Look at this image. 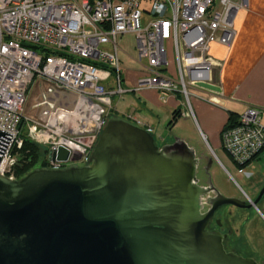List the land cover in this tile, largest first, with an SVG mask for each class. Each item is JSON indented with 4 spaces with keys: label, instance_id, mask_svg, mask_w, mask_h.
<instances>
[{
    "label": "built area",
    "instance_id": "2783aa9c",
    "mask_svg": "<svg viewBox=\"0 0 264 264\" xmlns=\"http://www.w3.org/2000/svg\"><path fill=\"white\" fill-rule=\"evenodd\" d=\"M246 6L247 0H0V130L12 134L0 175L16 179L24 136L46 147L42 167L88 164L116 107L114 95L148 88L164 102L178 94L187 116L191 96L217 104L219 93L196 83L215 84L218 63L210 47L231 45L236 14ZM128 33L134 35L132 59L139 66L131 86L117 41ZM37 80L55 88L41 90L29 107L35 119L24 112ZM260 113L247 107L221 134L222 148L240 172L264 148ZM125 118L152 130L132 115ZM60 147L69 152L66 161L48 157Z\"/></svg>",
    "mask_w": 264,
    "mask_h": 264
},
{
    "label": "water",
    "instance_id": "95a60500",
    "mask_svg": "<svg viewBox=\"0 0 264 264\" xmlns=\"http://www.w3.org/2000/svg\"><path fill=\"white\" fill-rule=\"evenodd\" d=\"M11 135L0 130V158ZM199 159L181 139L158 145L144 127L110 115L88 164L0 175V264H257L226 251L224 235L207 224L221 205L255 206L264 185L248 204L224 196L198 184Z\"/></svg>",
    "mask_w": 264,
    "mask_h": 264
},
{
    "label": "crops",
    "instance_id": "0c3cea01",
    "mask_svg": "<svg viewBox=\"0 0 264 264\" xmlns=\"http://www.w3.org/2000/svg\"><path fill=\"white\" fill-rule=\"evenodd\" d=\"M235 31L230 46L213 43L210 47V54L218 63L213 70V81L221 88L218 103H209L196 97L190 99L191 115L212 152L222 148L221 130L229 112L239 115L247 107H257L261 111L260 118L264 124V0H247V6L236 14ZM134 81L135 79L133 82L126 80V83L131 86ZM141 91L144 99H139L138 107H113V111L122 117L132 115L150 125L152 130L156 121L164 118L165 114V117L171 114L172 118L173 112L177 110L180 112L174 120L175 123L189 118L183 114L187 107L186 110L183 109L178 94H169L166 101L162 102L159 93L153 89L144 88L132 92ZM142 112L143 117L139 115ZM227 156L229 157L228 154ZM231 163L237 167L239 173H244L245 168L256 167L261 172L257 184L263 182L264 148L244 167L243 172L239 171V167L232 160ZM246 175H250V172Z\"/></svg>",
    "mask_w": 264,
    "mask_h": 264
},
{
    "label": "rangeland",
    "instance_id": "374dc122",
    "mask_svg": "<svg viewBox=\"0 0 264 264\" xmlns=\"http://www.w3.org/2000/svg\"><path fill=\"white\" fill-rule=\"evenodd\" d=\"M117 41L122 51H124V53L120 52L123 75L127 81L133 82L139 69V66L132 59L136 57L137 51L134 35L131 33L124 34ZM52 88H55V86L47 81H42L41 86L38 80L33 83L28 92L25 104L26 108L24 113L26 116L37 119L29 107L40 94L41 90ZM190 90L191 93L201 92L196 89ZM143 96L142 91L126 92L119 98L117 95H114L112 100L116 107H138L137 102L139 99L143 100ZM181 102L183 109L186 110L185 99L182 98ZM111 113L112 115L116 114L114 111ZM139 115L143 117L144 112ZM165 115L164 118L154 123V129L151 132L156 144L163 145L168 142H173L175 139L183 140L194 150L196 156L200 157L196 169L197 175L200 178L205 177V180L211 182L213 187L224 196L242 199L247 204L256 198L264 185V180L262 183L257 184L261 172L256 170V167L245 168L244 173H239L237 167L231 163V160H229V157L222 148L215 149L212 152L206 144V141L202 138L191 114L189 118H183L176 123L173 121L170 125H168V122L171 114L168 117H165ZM209 159H211L210 164ZM78 164L80 166L83 165L80 162ZM248 171L250 175H246ZM208 194L212 195L213 193L210 191L203 197L206 199ZM219 211L226 212L224 219L225 225L227 226L229 224L232 229V238L237 240V247L240 254L253 258L257 264H264V194L255 206L238 208L226 204L222 205Z\"/></svg>",
    "mask_w": 264,
    "mask_h": 264
},
{
    "label": "trees",
    "instance_id": "16d2710c",
    "mask_svg": "<svg viewBox=\"0 0 264 264\" xmlns=\"http://www.w3.org/2000/svg\"><path fill=\"white\" fill-rule=\"evenodd\" d=\"M179 112L180 110L173 112V116L171 120H169L168 125H170L177 118ZM238 117L239 115L236 113L229 112L227 121L221 130V134L225 129L235 125L238 122ZM45 153V146L39 145L24 136L22 148L19 150V164L15 170L16 178H21L36 167H42L44 165Z\"/></svg>",
    "mask_w": 264,
    "mask_h": 264
},
{
    "label": "flooded vegetation",
    "instance_id": "af4514ba",
    "mask_svg": "<svg viewBox=\"0 0 264 264\" xmlns=\"http://www.w3.org/2000/svg\"><path fill=\"white\" fill-rule=\"evenodd\" d=\"M196 176L198 179V184L200 186H203V187H208V186L210 187L211 186L210 182L205 180V177L200 178L197 175V172H196ZM212 193H213L212 195L208 194L206 199L204 197H202V202L204 204L203 209H202L203 212L206 211L210 207L209 202L211 201V198L215 195L214 191H212ZM246 204H247V202H246ZM221 206H219L213 212L212 216L210 217V219L208 221L207 228L209 230H216V231H218L224 235L222 244H223V247L226 251L234 252L236 254L241 255L240 251L238 250V247H237V240L232 238L233 237L232 236L233 235L232 229L230 228L229 224L227 226L225 225L224 219L226 216V212L219 211V208H221Z\"/></svg>",
    "mask_w": 264,
    "mask_h": 264
}]
</instances>
